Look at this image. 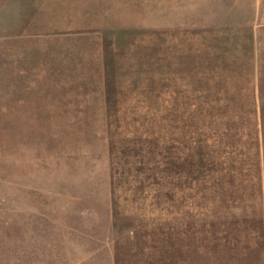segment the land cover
Listing matches in <instances>:
<instances>
[{
  "label": "rangeland",
  "instance_id": "obj_1",
  "mask_svg": "<svg viewBox=\"0 0 264 264\" xmlns=\"http://www.w3.org/2000/svg\"><path fill=\"white\" fill-rule=\"evenodd\" d=\"M255 0H0V264H264Z\"/></svg>",
  "mask_w": 264,
  "mask_h": 264
},
{
  "label": "crops",
  "instance_id": "obj_2",
  "mask_svg": "<svg viewBox=\"0 0 264 264\" xmlns=\"http://www.w3.org/2000/svg\"><path fill=\"white\" fill-rule=\"evenodd\" d=\"M253 9L255 12H262L264 13V0H255ZM259 27H264V24H260Z\"/></svg>",
  "mask_w": 264,
  "mask_h": 264
}]
</instances>
